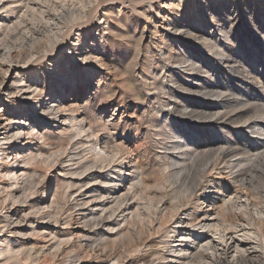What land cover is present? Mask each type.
Here are the masks:
<instances>
[{
  "label": "rangeland",
  "instance_id": "1",
  "mask_svg": "<svg viewBox=\"0 0 264 264\" xmlns=\"http://www.w3.org/2000/svg\"><path fill=\"white\" fill-rule=\"evenodd\" d=\"M9 1L16 0H1L7 6L0 9V20L9 16L8 8L17 6L5 29L18 28L16 32L7 31L11 33L6 43L15 49L24 43H28L26 47L40 46L41 36L49 34L47 15L30 14L32 24L26 31L31 34L37 27L44 29L43 34H35L38 38L33 43L25 39L21 32L24 28L17 24L16 16L23 15L24 10L20 0L15 4ZM72 2L89 10V15L78 22L64 17L57 25L64 27L60 42L49 45L48 50H44L43 45L38 46L39 52L34 54L32 64L21 67L16 63L5 75V84L9 86L15 85L14 78L18 76H25L34 83L29 92L39 86L35 91L41 94L39 99L30 101L18 96L24 110L20 125L26 131L34 128L33 132L39 133L34 136L32 148L44 150L46 158L42 156L41 162L33 164L21 163L22 159L14 164L11 158L0 159V219L10 217L14 221L5 228L0 223V229L4 228L0 230V248L4 241H11L18 254L34 245L46 246L48 251L58 241L43 236L48 235L50 227L58 231V238L70 237L71 241L65 244L56 264H116L119 258L117 263L120 264H181L173 260L179 256L173 250L189 246L190 238L185 242L180 239L194 228L185 223L183 229L176 232L179 219L202 216L208 208L213 211L215 202L221 204L239 190L247 196L250 212L254 214L258 208L264 212V153L257 160L259 164L249 162L255 147L264 141V0H70ZM55 4L50 8L53 12L57 9ZM49 106L55 107L56 118L47 115ZM3 108L0 103V110ZM38 116L44 119L43 124L36 125ZM81 126L84 131L78 133ZM42 133L48 134L47 140L41 138ZM184 133L189 142L195 144L185 145V137H181ZM28 135L26 139L32 137ZM21 141V146L25 145L24 135ZM6 142L4 147L8 149L13 140ZM224 148L230 156L227 160H241L242 165L233 168V172L228 168V171L223 170L226 164L222 162L218 169L204 175L200 185L192 187L194 185H184L179 180V173L187 170L183 168L190 165L195 166L194 169L202 168ZM102 150L111 153L103 156ZM194 153L199 155L193 164ZM26 166L29 170L24 177L21 172ZM10 170L17 175L20 173L19 178L6 176ZM236 170H242L246 186L241 182L235 184ZM132 173L143 178L136 196L133 190L129 191ZM23 178L29 183L25 190L28 202L13 204L6 196ZM17 180L20 181L16 184ZM168 184H173L172 188ZM127 192L129 203L141 202V212L145 214H135L136 205L132 209L134 214L132 210L122 209L114 212L113 205L117 206L120 196L126 198ZM79 193H84L82 201H89L88 205H72L74 198L79 200ZM67 200L73 203L67 206ZM63 203L68 210L60 223L54 225L43 216L42 213L52 207H63ZM237 207L234 205L233 210ZM102 214L109 216L108 224L95 226ZM83 216L86 222H82ZM226 219L233 224L239 221L234 215ZM256 227L255 230H259V225ZM109 228H112L110 233ZM260 228L264 244V224ZM93 246L96 248H90ZM2 256L0 264H19L15 258L7 262ZM49 256L38 264H55ZM71 256L82 259L71 263ZM182 260L188 261L185 256ZM193 262L201 264L197 257Z\"/></svg>",
  "mask_w": 264,
  "mask_h": 264
},
{
  "label": "bare ground",
  "instance_id": "2",
  "mask_svg": "<svg viewBox=\"0 0 264 264\" xmlns=\"http://www.w3.org/2000/svg\"><path fill=\"white\" fill-rule=\"evenodd\" d=\"M10 3L9 4H15L16 2H18L17 0L16 1H9ZM0 9H3V8H6L5 6V3H2L1 0H0ZM21 4V6L23 7V12L22 14L23 15H20V16H16L18 19H17V24L18 26H22L21 28H24L23 31H21L25 37L26 40H31L33 41V43L36 42V39L38 37H34L35 34H43V30L44 29H41V28H38L36 29V32H31L30 31H26L28 29H30V25L32 24L31 23V20H29V17H30V14L31 16H40V17H43V16H46L48 17L49 21L47 22V29H49V34H47V36L43 37V35L41 36V41H40V46L43 45V49L44 50H48V47L49 45H54L55 43H58L60 42V39L62 37V35L64 34V27H57V25H59V23L61 24V20L65 19L66 20H71V21H79L83 18H85L86 16L89 15V10L87 9H81L79 7L76 6V4L74 2L70 3V0H60V2H54V0H20L19 2ZM19 3H17L19 5ZM53 3H56L55 6H57V9L55 10V12L51 11L50 8H51V5ZM47 4V5H46ZM11 5H9L10 7ZM20 6V7H21ZM17 6H12L10 8L7 9L8 14L9 16L7 15L6 17H3L1 18L0 20V103L1 105L3 104L4 105V108L2 110H0V150H1V154H0V159L3 160L5 158L10 159L11 160H14L13 162L11 163H18V161L20 159H22L21 163H32V162H37L38 161H42V156H44V153L42 151V149L40 148H32V146H34V142L33 140L35 139L34 136L36 134H39V133H34L33 129L29 130V131H26V128L25 127H22L20 125V120L24 117V110L22 109L21 107V103L18 101V96H20L21 98H25V99H28V100H32L34 98H38L40 97L41 94H35V91L37 90V87H35V89H33L32 91L29 92L30 89H32L34 87V83L31 82V80H28L27 77L25 76H18V77H15L14 78V84L12 85H8V84H5V75L7 73H9L11 71V69L13 68L14 64L17 63V65L21 66V67H25L26 65H28V63L32 64V60L34 58V54L35 53H38L39 50H38V46L37 45H28V47H26V44L28 43H24L26 42V40L23 42L24 44H22L21 47L18 46L17 49H15V46L14 47H11L9 44H7L6 42H8V38L10 36V33L11 32H7L8 30H15V28H18V27H13V28H9V29H5V27L12 21V17H10V15H14L16 13V10H17ZM22 10V9H21ZM65 17V18H64ZM33 19V18H32ZM36 19V18H34ZM42 19V18H41ZM39 19V20H41ZM38 20V19H37ZM46 21V20H45ZM39 22V21H38ZM35 23V22H34ZM34 25V24H33ZM32 25V26H33ZM30 26V27H29ZM19 27V28H20ZM73 28V26L71 27ZM47 31V30H46ZM45 31V32H46ZM16 32V30H15ZM14 33V31H13ZM46 34V33H45ZM8 35V38H6ZM21 36V35H20ZM40 36V35H39ZM3 37V38H2ZM34 37V38H33ZM42 37L44 38V40L42 39ZM12 40V39H11ZM82 40V39H81ZM12 42V41H11ZM39 42V41H38ZM31 44V43H30ZM37 44V43H36ZM14 45V44H13ZM16 45V44H15ZM39 46V47H40ZM41 49V48H40ZM52 49V48H51ZM69 53V52H68ZM37 55V54H36ZM40 55V54H39ZM41 58V57H40ZM69 61V60H68ZM16 65V66H17ZM36 67V66H35ZM38 69V68H37ZM17 71V70H16ZM39 74H41L40 72V69L37 70ZM23 72V71H22ZM37 73V72H36ZM19 74V73H18ZM8 75V74H7ZM20 75V74H19ZM23 75V74H22ZM29 78V77H28ZM3 91H5V93H3ZM6 99H5V98ZM42 99V97H41ZM51 100V99H50ZM54 101V100H53ZM52 101V102H53ZM39 103V101L36 102V104ZM10 111V113H8ZM47 115L48 116H52L53 118L57 117L56 115V112H55V107L54 106H49L47 108V111H46ZM185 113V112H184ZM187 113V112H186ZM189 114V112H188ZM10 115V116H9ZM42 116V115H41ZM185 116V115H184ZM168 118V117H167ZM75 118L73 117V120ZM36 120L38 121V123L36 125H39V124H43V118L41 117H37ZM72 120V122H73ZM174 122V121H173ZM253 124V123H252ZM35 125V127H36ZM176 125V123H175ZM257 126V125H256ZM255 126V127H256ZM249 127V126H248ZM258 127V126H257ZM256 127V128H257ZM90 128V127H89ZM78 130V133L84 131V126H81ZM48 133V132H47ZM257 133V132H256ZM261 133V132H259ZM31 135L30 137L31 138H28L26 139V135ZM43 134V133H42ZM49 134V133H48ZM48 134H43L41 136V138L43 137L44 140H47L48 137L47 135ZM24 135V139H25V145L21 146V144L23 143L21 141V137ZM28 135V136H29ZM263 135V134H262ZM39 136V137H40ZM181 137H185V145H191V144H195V142H189V139H188V135L186 133H184ZM50 138V137H49ZM12 139L13 140V143H12V146L9 147L8 149H6L4 146L5 144L7 143L6 141L7 140H10ZM39 140V139H37ZM35 141V140H34ZM39 142V141H38ZM36 143V142H35ZM200 142H196V144H198ZM205 143V142H204ZM210 143V142H209ZM124 144V143H123ZM107 146V145H106ZM105 146V148H107ZM38 147V146H37ZM206 148V146H204ZM232 147V145H231ZM104 148V147H102ZM192 148V147H191ZM200 148V147H199ZM227 148V147H226ZM238 148V147H237ZM255 152H254V156L253 158L249 159V162H257V160H260V156L264 153V141L260 143V145L258 147H255ZM94 149V148H93ZM101 149V148H100ZM230 149V148H229ZM235 149V148H234ZM244 150V149H243ZM97 151V150H96ZM104 152L103 156L105 154H108L107 153V150H102ZM116 151V150H115ZM182 151V150H181ZM210 151V150H209ZM208 151V152H209ZM245 151V150H244ZM117 152V151H116ZM184 152V150H183ZM64 153V152H63ZM66 153V152H65ZM64 153V154H65ZM100 155L99 152H96ZM111 153V152H110ZM109 153V154H110ZM199 153V152H198ZM207 153V152H205ZM242 153V152H241ZM80 154V153H79ZM195 154V155H194ZM194 157L193 159L191 160L192 163L195 162V160L197 159V154L194 153ZM48 155V154H47ZM51 155V154H49ZM48 155V156H49ZM113 155V154H112ZM192 155V156H193ZM205 155V154H204ZM233 155V154H231ZM247 155V154H246ZM253 155V154H251ZM65 156V155H63ZM180 156V155H179ZM187 156V155H186ZM190 156V154H189ZM188 156V157H189ZM229 156V153L228 151L224 148L222 150H220L215 156L214 158H212L211 161H207L208 163H206L204 165V167L202 168H199V169H194L193 166H191L190 164V168H183V169H187L185 170V172H180L179 173V180H182V182L184 183V185H194L192 187H195L196 185H198L199 183H201L202 181V178L204 177V175L207 173V172H211L215 169H218V165L222 162H224L226 164V167H223V170L226 169L225 171H228V169H231V172H233V168H236L240 165H242L241 163V160L240 158L239 159H236V160H227L226 158ZM236 156V155H235ZM245 156V155H244ZM46 158V156H44ZM57 157V156H56ZM71 157V156H69ZM68 157V159H69ZM74 157V156H73ZM181 157V156H180ZM179 157V158H180ZM184 157V156H183ZM230 157V156H229ZM228 157V158H229ZM44 158V159H45ZM48 158V157H47ZM63 158V157H62ZM114 158V156H113ZM248 158V157H247ZM83 159V158H82ZM107 159V158H106ZM183 159V158H182ZM191 159V158H190ZM209 159V158H208ZM234 159V158H233ZM185 160V159H183ZM46 161V160H45ZM44 161V162H45ZM101 161V159H100ZM111 161V160H110ZM203 161H204V158H203ZM246 161V160H245ZM91 162V161H90ZM99 162V161H98ZM134 162V161H133ZM247 162V161H246ZM248 162V163H249ZM20 163V162H19ZM77 163V162H76ZM111 163V162H110ZM187 163V162H186ZM190 163V162H189ZM261 163V162H260ZM33 164V163H32ZM40 164V163H39ZM46 164V163H45ZM50 164V162H49ZM91 164H94L93 162ZM133 164V163H132ZM194 164V163H193ZM202 164V163H201ZM247 164V163H246ZM257 164H259L257 162ZM38 167V164H35ZM79 165V164H78ZM77 165V166H78ZM89 165V164H88ZM96 165V164H95ZM111 165V164H110ZM33 166V165H32ZM31 166V167H32ZM47 166V165H46ZM91 166V165H89ZM133 166V165H132ZM182 166V165H181ZM222 166V164L220 165ZM244 166V165H243ZM242 166V167H243ZM35 166H33L34 168ZM51 167V165H50ZM247 167V165H246ZM245 167V168H246ZM14 168V167H13ZM177 168V167H176ZM182 168V167H181ZM49 169V168H48ZM51 169V168H50ZM102 169V168H101ZM135 169V168H134ZM240 169V168H239ZM244 169V168H243ZM257 169V168H256ZM28 170L27 169V166H26V169L23 170V172H21V175H23L24 177H27V173H28ZM32 170V169H31ZM34 170V169H33ZM38 170V169H36ZM178 170V169H177ZM221 170V169H220ZM255 170V168H254ZM8 171V170H7ZM132 171V170H131ZM137 171V170H136ZM180 171V170H179ZM237 171V170H236ZM259 171V170H258ZM47 172V171H46ZM133 172V171H132ZM249 172V171H248ZM7 172H5L4 174H6ZM35 173V172H34ZM45 173V172H44ZM101 173V172H100ZM178 173V172H177ZM212 173V172H211ZM221 173V171H220ZM223 173V172H222ZM250 173V172H249ZM259 173V172H258ZM20 174V173H19ZM17 175V172L13 171V170H10L6 176H9L10 178H19L20 175ZM48 174V172L46 173ZM80 174V173H79ZM83 174V173H82ZM80 174V175H82ZM93 174V173H92ZM133 174V177L131 178V183H130V188H129V191L130 190H133V193L135 194L137 192V189L138 188H141L139 187L140 185H142L143 183V178L142 177H138V173H132ZM257 174V173H256ZM130 175V174H129ZM227 175V174H226ZM229 175V174H228ZM227 175V176H228ZM243 173H242V170H240L239 172L237 171V175L235 176V179H234V182L236 184L241 182V184H243L244 186H246V180H245V177H242ZM252 175V174H251ZM1 176V175H0ZM32 176V175H31ZM254 176V175H253ZM252 176V177H253ZM262 176V175H261ZM80 177V176H79ZM94 177V176H93ZM178 177V176H177ZM259 177V176H258ZM104 178H107V176H105ZM22 179V178H21ZM30 179V177H29ZM85 179V178H84ZM97 179V178H96ZM248 179V178H247ZM99 180V179H98ZM230 180V179H229ZM233 180V179H231ZM230 180V181H231ZM251 180V179H249ZM248 180V181H249ZM20 180H17L16 181V184L19 183ZM95 181V180H94ZM113 181V180H112ZM167 181V180H166ZM166 181H165V184H166ZM247 181V182H248ZM257 181V180H256ZM30 182H33L32 180ZM88 182V181H87ZM97 182V181H96ZM145 182V181H144ZM180 182V181H179ZM233 182V181H232ZM90 183V182H89ZM88 183V184H89ZM103 183V182H102ZM174 183V182H173ZM178 183V181H177ZM183 183L181 185H183ZM250 183V182H249ZM28 179L27 178H23V180L21 181L20 184H18L17 187H15V189H13V191H10L8 194H7V198L8 199H11L12 201H14L13 204H17V202L19 204H24V203H27L28 202V196H26L25 194V190H26V187L28 185ZM33 184V183H31ZM30 184V185H31ZM48 184V183H47ZM50 184V183H49ZM109 184V183H107ZM162 184V181L161 183ZM30 185L28 188H30ZM169 185V184H168ZM173 185V184H172ZM171 185V186H172ZM177 185V184H176ZM180 185V184H179ZM183 185V186H184ZM200 185V184H199ZM258 185V184H257ZM48 186V185H46ZM71 185L69 184V187ZM87 186V184H86ZM110 186V185H109ZM144 186V184H143ZM162 186V185H161ZM165 186V185H164ZM167 186V185H166ZM170 186V185H169ZM170 186V187H171ZM215 186V185H214ZM251 186V185H250ZM256 186V185H255ZM72 187V186H71ZM70 187V188H71ZM84 187V186H82ZM81 187V189H82ZM127 187V186H126ZM148 187V186H147ZM146 187V189H147ZM174 187V186H173ZM178 187V186H177ZM188 187V186H187ZM242 187V186H241ZM97 188V187H96ZM165 188V187H164ZM167 188V187H166ZM172 188V187H171ZM175 188V187H174ZM183 188V187H182ZM213 188V187H212ZM254 188V187H253ZM87 189V188H86ZM89 189V188H88ZM126 189V188H125ZM145 189V190H146ZM169 189V188H167ZM177 189H180V188H177ZM186 189V188H185ZM184 191H187L185 190ZM195 189V188H194ZM245 189V188H244ZM256 189V188H254ZM161 190V188H160ZM164 190V189H163ZM235 190H238L235 188ZM242 190V189H241ZM249 190V189H248ZM258 190V189H257ZM27 191V190H26ZM46 191V189L44 190ZM81 191V190H80ZM162 191V190H161ZM173 191V190H172ZM182 191V190H181ZM217 191V190H216ZM240 191V190H239ZM239 191H236L235 194H233L234 196H230L228 199L225 198L223 199V202H221V204H218L217 202H215L214 204V208H213V211L210 210V208L207 209V211H204L203 215L202 216H194L192 218H187V220H183V219H179L177 221V226H175V231L176 232H180L182 229H183V225L185 223L191 225L194 229L192 230V233L188 234V235H185V237H181L182 239H180V241L182 242H185V241H189V238L192 240L189 244L188 247H182V248H179V249H175L174 248V252L178 253L179 256H175V258H173V260H177V261H181V264H189L191 261L193 262L194 258H198L199 260H201V264H264V244L262 243V230L260 228V225L262 226V224H264V212L261 211V209H256L255 210V213L253 214L252 212H250V203H249V200L247 198V196H244L242 195V193L244 192H239ZM253 191V190H252ZM256 191V190H255ZM67 192V191H66ZM171 192V191H170ZM246 192V191H245ZM45 193V192H44ZM44 193L42 195H44ZM69 195L71 194L72 195V191L70 193V191L68 192ZM76 193V192H75ZM82 193V192H81ZM125 193V192H124ZM165 193V192H164ZM65 194V193H64ZM168 194V192H167ZM256 194V193H255ZM74 195V193H73ZM76 195V194H75ZM83 194H80L79 193V200H77V198H74L73 200L74 201V204H72L73 206H78V205H88L89 201L86 202V201H82V198H83ZM108 195V193H107ZM106 195V196H107ZM121 195V194H120ZM133 195V194H132ZM131 195V197H132ZM166 195V194H165ZM105 196V197H106ZM126 198H123L121 197V200H120V197H119V201L118 199H116L118 202L117 203V206L116 205H113L114 208V212L115 210L118 209H122V211H125V210H132L134 209V205L135 206V214L137 215H143L145 214L144 212H141L142 209L140 207V203L138 204H135V203H129V193L127 192V194L125 195ZM128 196V197H127ZM136 196V194H135ZM139 196V195H138ZM137 196V197H138ZM253 196V195H252ZM67 197V196H66ZM88 197V196H87ZM103 196V198H105ZM108 197V196H107ZM106 197V199H107ZM207 197V196H205ZM245 197V200L242 198ZM7 198H5V200H7ZM68 198V197H67ZM116 198V197H115ZM118 198V196H117ZM161 198V197H160ZM166 198V197H165ZM168 198V196H167ZM171 198V197H170ZM180 198V197H179ZM101 199V198H100ZM132 199V198H131ZM141 199V198H139ZM162 199V198H161ZM178 199V198H177ZM252 199V198H251ZM98 200V199H97ZM102 200V199H101ZM109 200V199H108ZM134 200V198L132 199ZM131 200V201H132ZM137 200V199H136ZM173 200V199H172ZM175 200V199H174ZM181 200V198H180ZM254 200V199H253ZM264 200V199H263ZM55 201V200H54ZM65 201V200H64ZM82 201V202H80ZM111 201V200H110ZM162 201H164L162 199ZM177 202V200H175ZM257 201V200H256ZM16 202V203H15ZM67 203H65L67 206L69 203H73V202H70V200H67L66 201ZM136 202V201H135ZM161 202V200H160ZM173 202V201H172ZM179 202V201H178ZM258 202V201H257ZM263 202V201H262ZM30 203V202H29ZM35 203V202H34ZM34 203H31L32 204V208L34 209L33 211H35V208L33 207L34 206ZM56 203V202H55ZM87 203V204H86ZM170 203V202H169ZM105 204V203H104ZM115 204V203H113ZM172 204V203H171ZM56 205V204H55ZM64 205V203H63ZM62 205V206H63ZM83 205V206H84ZM101 205V204H100ZM148 205V204H147ZM160 205V204H159ZM158 205V206H159ZM167 205V204H166ZM175 204H173L174 206ZM213 205V204H212ZM234 205H237L238 207L236 208V210L234 211L233 210V207ZM14 206V205H13ZM36 206V205H35ZM50 206V205H49ZM48 206V207H49ZM54 206V205H53ZM58 206V205H57ZM67 206H63V207H52V209H48L49 211L47 212H44L42 213L44 217H48L49 218V222H53L54 225L55 224H58L61 222V220H63L62 217L63 214L68 210L67 209ZM70 206V205H69ZM116 206V208H115ZM149 206V205H148ZM178 206V205H177ZM38 207V206H37ZM40 207V206H39ZM38 207V209H39ZM43 208V206H41ZM51 207V206H50ZM150 207L152 208L153 210V207L150 205ZM157 207V206H156ZM176 207V206H175ZM181 207V206H180ZM200 209H202L201 206H199ZM208 207V205H207ZM42 208L40 209L41 211ZM111 208V209H112ZM145 208V207H144ZM167 208V206H166ZM170 208V207H169ZM168 208V209H169ZM179 208V207H178ZM107 209V208H106ZM109 209H110V206H109ZM148 209V208H147ZM158 209V208H157ZM172 209V208H171ZM170 209V210H171ZM177 209V208H175ZM199 209V210H200ZM37 210V209H36ZM47 210V209H46ZM108 210V209H107ZM150 210V209H149ZM167 210V209H166ZM174 210V209H173ZM178 210V209H177ZM253 210V209H252ZM31 211V212H33ZM38 211V210H37ZM36 211V212H37ZM109 211V210H108ZM112 211V210H111ZM110 211V212H111ZM172 211V210H171ZM29 212V211H28ZM29 212V213H31ZM39 212V211H38ZM106 212V211H105ZM126 212V211H125ZM128 212V211H127ZM133 210H132V213L134 214ZM147 212V211H146ZM150 212V211H149ZM156 212V211H154ZM175 212V211H174ZM41 213V212H40ZM39 213V214H40ZM108 213V212H107ZM151 213V212H150ZM27 214V213H26ZM35 214V213H34ZM74 214V213H73ZM110 215V213H108ZM114 214V213H113ZM122 214V213H121ZM147 214V213H146ZM170 214V213H169ZM172 216H173V213H171ZM28 215V214H27ZM33 215V214H32ZM71 215V214H70ZM69 215V216H70ZM94 215V214H93ZM116 215V214H115ZM120 215V214H119ZM130 216L128 218L131 217V214H129ZM149 215V214H148ZM152 215V214H151ZM150 215V216H151ZM154 215V214H153ZM196 215V214H195ZM229 215H234L236 216L239 221L238 223H235L233 224L232 222L231 223H228L227 222V219L226 217H228ZM41 216V214H40ZM95 216V215H94ZM168 216V215H167ZM171 216V215H170ZM190 216V215H189ZM26 217V216H25ZM68 217V216H67ZM80 217V216H79ZM114 217V216H113ZM126 217V216H125ZM134 217V216H132ZM137 217V216H136ZM191 217V216H190ZM85 217L83 216L81 219H84ZM96 218V217H95ZM92 217V219H95ZM100 220L98 218H96V220L98 219V222L96 224H94L95 226L97 225H107L108 221H109V216L107 218L106 215H103L101 217H99ZM124 218V217H123ZM144 218V217H143ZM165 218V217H163ZM65 219V218H64ZM68 219V218H67ZM91 219V220H92ZM112 219V218H111ZM110 219V220H111ZM147 219V218H146ZM145 219V220H146ZM150 219V218H149ZM17 220V219H16ZM95 220V221H96ZM125 220V219H124ZM139 220V219H138ZM143 220V219H141ZM163 220V219H162ZM170 220V219H169ZM21 221V220H20ZM45 221V220H43ZM90 221V220H89ZM112 221V220H111ZM110 221V222H111ZM136 221V220H135ZM230 221V220H229ZM19 222V220L17 221ZM16 222V223H17ZM82 222H86V219H84ZM133 222V221H132ZM150 222V221H149ZM0 223H3V227L5 228L6 226L8 225H11V223H14V221H11L10 220V217L8 218H1L0 219ZM15 223V225H16ZM22 223V222H21ZM66 223V222H65ZM69 223V222H68ZM78 223V222H77ZM88 223V222H87ZM146 223V222H145ZM152 223V222H151ZM64 224V223H63ZM127 224V223H126ZM125 224V225H126ZM134 224V223H133ZM138 224V222H137ZM162 224V223H161ZM17 225H19L17 223ZM90 225V224H89ZM151 225V224H150ZM164 225V224H163ZM162 225V226H163ZM259 225V230H255V228H257L256 226ZM88 226V225H87ZM128 226V225H127ZM129 226H130V223H129ZM140 226V225H139ZM142 226V225H141ZM154 226V225H153ZM255 226V228H254ZM2 227V228H3ZM93 227V226H92ZM106 227V226H105ZM136 227V226H135ZM3 228V229H4ZM84 228V227H82ZM97 228V227H96ZM129 228V227H128ZM131 228V227H130ZM142 228V227H141ZM254 228V230H253ZM3 229H0V230H3ZM9 229V228H7ZM19 229V228H18ZM49 233L48 235H43V236H51L53 239H58V241H55V245L54 247H52L51 249H45L46 246H43L42 247H38V246H35L32 247V249L28 248V250H23L21 252H19L20 254H18L16 251H18L16 248H15V245H13L11 243V241H4V245L1 246L0 248V256L3 255L2 257H5V261H9V259H12V258H15L14 260L19 263V264H22L23 262H27V264H38L39 262H41V260H43V258H46V256L48 257V254L50 255L49 257L50 260L52 259L53 262H58L57 261L58 259H60V256L63 254V250H64V247L65 244L68 245L71 241H70V237L69 239L67 238H58L59 235H58V231L57 230H54L52 228L49 227ZM108 229V228H107ZM110 229V228H109ZM112 229V228H111ZM110 229V231H108L109 233L112 231ZM149 229V228H148ZM84 230V229H83ZM120 230V229H119ZM122 230V229H121ZM120 230V231H121ZM146 230V229H145ZM264 230V229H263ZM33 231V230H31ZM119 231V232H120ZM124 231V230H122ZM135 231V230H134ZM150 231V230H149ZM9 232V231H8ZM35 232V231H34ZM91 232V231H90ZM32 234V232H30ZM38 233L40 234V232L38 231ZM42 231H41V235H42ZM61 233V232H60ZM73 233V232H72ZM97 233V232H96ZM95 233V234H96ZM108 233V234H109ZM113 233V232H112ZM129 233V232H128ZM133 233V232H132ZM20 234H22L20 232ZM116 234V233H115ZM121 234V233H120ZM139 234V233H138ZM33 236L36 234H32ZM38 235V234H37ZM72 235V234H71ZM112 235V234H111ZM135 235V234H133ZM141 235V234H139ZM151 235V234H150ZM123 236V234H122ZM184 236V235H183ZM93 237V236H92ZM137 237V235H136ZM41 238V237H40ZM44 238V237H43ZM72 238V237H71ZM78 238V237H77ZM86 238V237H85ZM102 239V237H100ZM107 238V237H106ZM92 239V238H91ZM125 239V238H124ZM140 239V238H139ZM150 239V238H149ZM3 240V239H2ZM44 240V239H43ZM51 240V238H50ZM84 240V239H83ZM86 240V239H85ZM97 240V238H96ZM94 240L93 243L96 241ZM135 240V239H134ZM142 240V239H141ZM145 240V239H144ZM18 241V240H17ZM81 241V240H80ZM100 241V240H99ZM117 241V240H116ZM143 241V240H142ZM104 242V241H103ZM139 242V241H138ZM90 243V242H89ZM92 243V242H91ZM96 243V242H95ZM94 243V244H95ZM119 243V242H118ZM145 243V242H143ZM71 244V243H70ZM142 244V243H141ZM140 244V245H141ZM149 244V243H148ZM182 244V243H181ZM47 245V244H46ZM84 245V244H83ZM93 245V244H92ZM101 245V244H100ZM123 245V244H122ZM180 245V244H179ZM22 246V245H21ZM89 246V244H88ZM97 246V245H96ZM99 246V245H98ZM143 246V244H142ZM141 246V247H142ZM150 246V245H149ZM95 246L93 247H90V248H94ZM146 247V246H145ZM50 248V247H49ZM96 248V247H95ZM102 248V247H101ZM108 248V247H107ZM106 248V249H107ZM26 249V248H24ZM30 249V250H29ZM99 249V248H98ZM103 249V248H102ZM138 249H141L138 247ZM70 250V249H68ZM67 250V251H68ZM136 250H137V247H136ZM104 251V250H102ZM66 252V251H65ZM69 252V251H68ZM67 252V253H68ZM18 256H17V254ZM107 253V251H106ZM47 254V255H46ZM6 255V256H5ZM9 255V256H8ZM65 256H67V254H64ZM73 255V254H72ZM102 255V254H101ZM104 256V255H103ZM114 256V255H113ZM118 256V255H117ZM185 256V258H187V262L185 260H182L183 257ZM69 257V260H70V256ZM107 257V256H106ZM105 257V258H106ZM72 258V262L71 263H75L77 261L80 260V258L78 256H71ZM116 258V257H115ZM2 259V258H1ZM4 259V258H3ZM66 259V258H65ZM64 259V260H65ZM82 259V258H81ZM121 260V258H119ZM118 259V260H119ZM51 260V262H52ZM63 260V259H61ZM98 260V259H97ZM101 260V259H100ZM108 260V259H107ZM116 260V259H115ZM117 260V261H118ZM119 260V261H120ZM166 260V259H165ZM3 261V260H1ZM46 261V260H45ZM48 261V260H47ZM67 261V260H66ZM83 261V260H82ZM117 261L115 262L116 264H120L117 263ZM145 261V260H144ZM143 261V262H144ZM152 261V260H151ZM13 262V261H11ZM9 262V263H11ZM105 262V261H104ZM113 262V261H112ZM111 262V263H112ZM150 262V261H149ZM197 262V261H196ZM5 263V262H4ZM2 263V264H4ZM68 263V262H67ZM79 263V262H78ZM106 263V262H105ZM110 263V262H109ZM180 263V262H179ZM13 264V263H12ZM44 264V262H43ZM65 264V263H63ZM93 264V263H91ZM135 264V263H134ZM140 264V263H139ZM190 264H194L193 263H190ZM196 264V263H195Z\"/></svg>",
  "mask_w": 264,
  "mask_h": 264
}]
</instances>
